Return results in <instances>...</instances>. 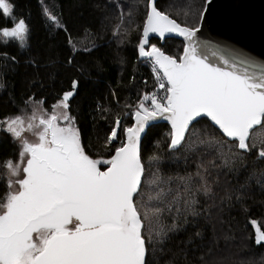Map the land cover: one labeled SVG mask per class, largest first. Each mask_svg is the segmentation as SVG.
<instances>
[{"label": "snow or ice", "instance_id": "obj_1", "mask_svg": "<svg viewBox=\"0 0 264 264\" xmlns=\"http://www.w3.org/2000/svg\"><path fill=\"white\" fill-rule=\"evenodd\" d=\"M212 4L203 0L194 26L178 23L160 10L158 0H146L141 23H135L127 3L111 5L120 13L116 34L127 19L124 35L138 32L137 56L148 62L158 87L138 93L135 105H125L133 119L130 126L122 127L120 115L113 117L101 145L107 156L90 154L91 145L71 114L79 86L75 79L51 113L33 96L25 101L32 110L27 121L24 115L0 121V128L19 142V162L3 165L8 179L0 197V264H180L181 259L184 264H226L211 255L221 239H234L231 225L224 228L225 216L247 214L254 192L264 193V138H250L254 127L264 129V67L249 71L199 40ZM14 8L10 0H0V12L12 18V26L0 27V38L25 49L31 29L13 16ZM44 16L50 32L62 30L68 36L69 65L77 52L94 51L77 48L60 14L45 7ZM153 34L160 41L170 34L182 37V55L167 54L151 42ZM158 120L169 122L170 130L154 144L159 154L145 159L142 139ZM204 121L215 131L196 128ZM166 163L183 165V174H165ZM251 224L254 243L264 246V231L256 221ZM181 236L183 248L173 252ZM205 242L206 255L190 261L189 252Z\"/></svg>", "mask_w": 264, "mask_h": 264}, {"label": "trees", "instance_id": "obj_2", "mask_svg": "<svg viewBox=\"0 0 264 264\" xmlns=\"http://www.w3.org/2000/svg\"><path fill=\"white\" fill-rule=\"evenodd\" d=\"M15 5L13 16L24 19L31 29L30 47L17 52L5 49L0 42V82L5 87L0 88V121L16 115L31 114V106L25 104L29 97L43 100V107L51 112L52 105L64 91L71 90L72 80H78L77 95L70 102L71 114L76 116L77 126L81 129L86 145H91L90 154L107 156L101 148L104 139L113 124V117L120 115L122 127L130 126L133 119L125 105H135L138 93H151L157 89L150 65L137 56L136 44L138 32L131 30L127 36L124 29L128 27L127 19L121 24L120 13L113 3H127L133 11L135 23H141L145 12L146 0H10ZM203 0H160L158 7L182 25H193L196 21L195 11ZM60 14L61 20L68 27L71 40L78 49L94 48L90 54L77 52L73 64L67 60L72 55L68 36L62 31L48 30L49 23L44 16V8ZM129 9L125 8L127 13ZM185 12H189L185 15ZM12 26V18L5 17L0 12V27ZM134 27V26H133ZM158 47L167 54L182 55L184 43L177 39H168L164 43L152 39ZM14 56L18 63L12 64L2 55ZM31 62L35 63V66ZM134 77V79H133ZM146 82V83H145ZM113 92L115 95H113ZM99 105V111H97ZM108 111L105 112L104 110ZM23 110V112L21 111ZM106 116L107 119H101ZM208 121L196 125L197 129L206 128L209 132L215 129L208 127ZM260 128V127H259ZM254 130L257 142L264 138V130ZM170 130L166 123L153 125L147 131L142 141V153L145 159L153 153H158L154 144L165 139ZM19 142L13 141L10 134L0 128V197L7 192V170L4 162L11 160L13 164L19 161ZM168 160L167 149L163 153ZM177 156L180 153H176ZM165 174H183V165L165 164ZM249 211L241 214L231 213V218L225 216V230L232 227L234 239L227 243L221 239L219 244L211 248V255L225 260L226 264H264V246L254 243L256 221L264 231V193L254 192L253 199L248 201ZM208 235H211L209 232ZM177 238L172 245L173 252L183 248ZM205 246L195 253L189 252L188 259L194 261L195 256L206 255ZM207 258V256H206ZM180 264H184L181 259ZM195 264V262H194Z\"/></svg>", "mask_w": 264, "mask_h": 264}, {"label": "water", "instance_id": "obj_3", "mask_svg": "<svg viewBox=\"0 0 264 264\" xmlns=\"http://www.w3.org/2000/svg\"><path fill=\"white\" fill-rule=\"evenodd\" d=\"M197 36L210 50L221 51L229 59L236 60L240 67L259 72L264 67V0H213L210 16H206L204 26ZM150 39L158 38L153 34ZM168 39L185 43L177 34H170V38L162 42ZM208 54L211 55V52ZM213 62L219 61L213 57ZM253 62L256 67H253ZM159 123L170 126L169 122L158 120L151 122L150 127Z\"/></svg>", "mask_w": 264, "mask_h": 264}, {"label": "rangeland", "instance_id": "obj_4", "mask_svg": "<svg viewBox=\"0 0 264 264\" xmlns=\"http://www.w3.org/2000/svg\"><path fill=\"white\" fill-rule=\"evenodd\" d=\"M189 13V12H188ZM196 22V21H195ZM195 25V24H194ZM0 42H1V44H2V46L5 48V49H12V50H16L17 52H20V51H23L24 49H21L20 47H18V43L17 42H9L8 44H5L4 42H3V40H2V38H0ZM26 49V48H25ZM148 63V62H147ZM43 107V106H42ZM44 108V107H43ZM48 112V111H47ZM48 113H51V112H48ZM29 116H31V114H28V115H25L24 117H25V119H26V121H27V117H29ZM257 128H259V126L257 127ZM256 128V129H257ZM256 129H254V130H256ZM254 130L251 132V134H250V138L252 139L253 137H254ZM261 131V130H264V129H261V128H259L258 129V131ZM23 135L26 137V138H28L29 140H32V139H34V137L32 136V134L30 133V132H24L23 133ZM19 162V161H18ZM17 162V163H18Z\"/></svg>", "mask_w": 264, "mask_h": 264}, {"label": "built area", "instance_id": "obj_5", "mask_svg": "<svg viewBox=\"0 0 264 264\" xmlns=\"http://www.w3.org/2000/svg\"><path fill=\"white\" fill-rule=\"evenodd\" d=\"M157 87H158V85H157ZM161 95H162V92H161Z\"/></svg>", "mask_w": 264, "mask_h": 264}]
</instances>
